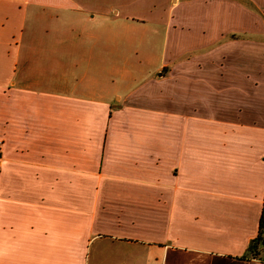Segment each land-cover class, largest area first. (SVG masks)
I'll return each instance as SVG.
<instances>
[{
	"label": "crops",
	"instance_id": "crops-1",
	"mask_svg": "<svg viewBox=\"0 0 264 264\" xmlns=\"http://www.w3.org/2000/svg\"><path fill=\"white\" fill-rule=\"evenodd\" d=\"M162 1L0 0V264H264V0Z\"/></svg>",
	"mask_w": 264,
	"mask_h": 264
},
{
	"label": "rangeland",
	"instance_id": "rangeland-1",
	"mask_svg": "<svg viewBox=\"0 0 264 264\" xmlns=\"http://www.w3.org/2000/svg\"><path fill=\"white\" fill-rule=\"evenodd\" d=\"M112 2H114L115 7H117L120 0H112ZM165 3V0H163V7ZM113 28L114 34L120 35L118 38L120 39L119 43L121 44L120 49H123V57H126L128 54V61L121 64L119 63V68H122L125 72L127 71L130 74V78L127 80L128 85L131 86L134 83L141 81V78H143L144 75L151 73L155 69L162 51H160V49H162V36L159 37L158 31L155 29L143 30L142 32L139 31L137 34L129 32L128 39L130 41L127 47L125 44L127 33L124 30V27L114 26ZM115 44L117 43L115 42ZM135 50H138L139 53L136 54ZM144 52V55L140 54ZM113 65H116V61H114ZM156 70H158L156 73V76L158 77L156 78H161L167 72V67L157 68Z\"/></svg>",
	"mask_w": 264,
	"mask_h": 264
},
{
	"label": "trees",
	"instance_id": "trees-1",
	"mask_svg": "<svg viewBox=\"0 0 264 264\" xmlns=\"http://www.w3.org/2000/svg\"><path fill=\"white\" fill-rule=\"evenodd\" d=\"M263 233H264V211L262 212L261 217H260L259 234L256 238L257 241H263L264 240Z\"/></svg>",
	"mask_w": 264,
	"mask_h": 264
}]
</instances>
